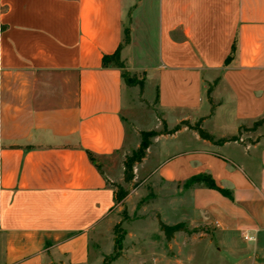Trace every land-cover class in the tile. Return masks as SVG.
Returning <instances> with one entry per match:
<instances>
[{
	"label": "crops",
	"instance_id": "1",
	"mask_svg": "<svg viewBox=\"0 0 264 264\" xmlns=\"http://www.w3.org/2000/svg\"><path fill=\"white\" fill-rule=\"evenodd\" d=\"M119 49L155 129L139 87L103 63ZM202 118L216 141H239L183 126L152 139L135 180L181 222L212 227L220 262L264 264V123L251 130L264 119V0H0V264H92L140 133ZM198 176L228 196L189 187Z\"/></svg>",
	"mask_w": 264,
	"mask_h": 264
},
{
	"label": "rangeland",
	"instance_id": "2",
	"mask_svg": "<svg viewBox=\"0 0 264 264\" xmlns=\"http://www.w3.org/2000/svg\"><path fill=\"white\" fill-rule=\"evenodd\" d=\"M151 96L147 93V97ZM134 101L145 103L141 93L134 96ZM147 108L151 114L144 127L155 129L153 114L156 113V120L161 121V118L155 104H147ZM140 144L139 135L138 142L134 144L136 150ZM121 184L129 195L93 231L92 264H224L219 261L223 253L218 251L217 234L212 227L181 222L178 215L169 212L162 200L155 199L148 189L146 177L140 175L130 184ZM159 219L171 226L184 223L188 232L176 233L171 241H167L160 230ZM223 257L229 264L233 263V256Z\"/></svg>",
	"mask_w": 264,
	"mask_h": 264
},
{
	"label": "trees",
	"instance_id": "3",
	"mask_svg": "<svg viewBox=\"0 0 264 264\" xmlns=\"http://www.w3.org/2000/svg\"><path fill=\"white\" fill-rule=\"evenodd\" d=\"M237 51V43L233 45L232 49V54L234 55ZM232 56L229 57L227 60V64L231 61ZM114 63L118 68L123 70V79L125 83L129 87H139L140 88V93L143 95L144 91V82L139 81L135 78H132L130 73L126 70L125 64L121 61L120 58V49L117 50L115 54L112 56H106L103 60V63L105 66H108L109 63ZM218 83V80L214 82L213 85L209 86L208 89V97L211 101L212 104V110H211V115L214 113L215 110V105L213 103V100L211 98V94L213 92L214 85ZM203 122L204 118L200 119L196 124L191 125L188 121L183 122L181 125L176 126L173 130L168 131L166 123L163 122L164 125V130L162 132H156V131H149V132H141L140 137H141V144L139 148L133 152L131 156H128L124 162V182L126 184H130L134 181L135 179V173H134V167L135 165L141 164L144 159L146 158L147 151L149 147L152 144V139L155 137H158L160 135H174L176 132H178L183 126L189 128L190 130H193L197 132V134L200 136L201 139L206 140L211 143L215 144H220L223 145L227 142H235L239 141V136H234L232 138H225V139H220L218 141L215 140V137L211 135L209 132H207L205 129H203ZM264 119L256 122L251 130H256L258 127L263 125ZM240 135V132H239ZM91 160L94 161V158L91 156ZM100 170V167H98ZM204 184L205 187L209 189L216 190L223 194L224 196H228V193L219 187H217L214 183V181L210 177H205V176H198L195 177L191 180L189 183V187H191L194 184ZM111 187L115 190V201L117 204H121L124 202V200L127 198L129 195V192L122 186L118 184H111ZM159 227L161 232L164 233L167 241H171L176 233L179 232H188V229L184 223H180L174 226H170L166 223H164L162 220L159 219ZM120 242V240H117V243Z\"/></svg>",
	"mask_w": 264,
	"mask_h": 264
},
{
	"label": "built area",
	"instance_id": "4",
	"mask_svg": "<svg viewBox=\"0 0 264 264\" xmlns=\"http://www.w3.org/2000/svg\"><path fill=\"white\" fill-rule=\"evenodd\" d=\"M244 239L246 240V241H254V238L252 237V236H250V235H245L244 236Z\"/></svg>",
	"mask_w": 264,
	"mask_h": 264
}]
</instances>
